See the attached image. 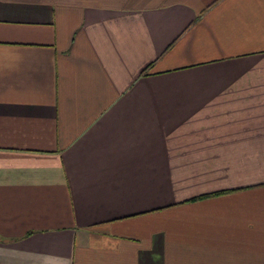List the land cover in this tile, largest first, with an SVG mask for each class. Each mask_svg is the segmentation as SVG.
I'll return each instance as SVG.
<instances>
[{"label": "crops", "instance_id": "crops-1", "mask_svg": "<svg viewBox=\"0 0 264 264\" xmlns=\"http://www.w3.org/2000/svg\"><path fill=\"white\" fill-rule=\"evenodd\" d=\"M0 264H264V0H0Z\"/></svg>", "mask_w": 264, "mask_h": 264}]
</instances>
